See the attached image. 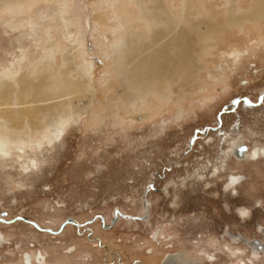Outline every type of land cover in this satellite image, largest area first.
<instances>
[{"label": "rangeland", "instance_id": "374dc122", "mask_svg": "<svg viewBox=\"0 0 264 264\" xmlns=\"http://www.w3.org/2000/svg\"><path fill=\"white\" fill-rule=\"evenodd\" d=\"M18 1L15 11L0 7V81L10 80L13 98L19 95V75L39 76L47 63L46 80L53 82L66 65L64 55L72 57L73 67L88 66V73L79 74L84 95L75 100L83 115L70 120L53 144L41 139L39 145L0 155V264H44L40 254L49 264H160L178 253L187 264H238L241 255L248 264H264V253L247 257L249 248L240 252L243 245L221 236L229 225L264 243L259 229L264 225V156L246 154L250 160L231 159L226 166L219 155L232 136V144H249L248 153L264 148V99L258 101L264 91V17L258 22L247 17L232 31L226 27L227 37L194 40L190 79L189 73L177 76L168 87L169 99L155 93L156 105L144 101L135 108L138 104L128 107L124 101L112 68L113 32L124 37L130 31V25L121 27V14L132 26L138 21L130 0ZM181 1L165 3L175 13ZM259 1L238 0L237 6L249 11ZM207 3L214 13L227 5L192 0V10L202 13ZM64 8L75 42L65 38ZM57 41L61 47L47 52ZM236 48L242 49L238 61L228 56ZM29 157L35 164L25 168ZM219 167L242 176L236 190L225 191L222 170L198 178ZM151 180L157 188L148 190L145 203L142 194ZM116 207L125 215L113 216ZM239 207L250 209V215L241 218ZM18 214L53 231L18 219L21 215L15 221Z\"/></svg>", "mask_w": 264, "mask_h": 264}, {"label": "bare ground", "instance_id": "6f19581e", "mask_svg": "<svg viewBox=\"0 0 264 264\" xmlns=\"http://www.w3.org/2000/svg\"><path fill=\"white\" fill-rule=\"evenodd\" d=\"M166 1L130 0L134 6V16L138 21H134L135 23L132 26L129 20L126 19V15L121 14L125 17L122 20L125 21L123 22L124 26L121 25V27L130 25V31L124 37L118 36L116 30L113 32L115 36L112 43V68L115 73L113 80L118 82V86H122L121 90L124 93L122 96H124L125 102L129 101L128 107L138 104L134 106L138 108L144 101L150 102L147 104L153 107L156 104L153 103V100L151 101V97L155 93L159 97L163 96L169 99L171 90L168 87L174 84L178 79L175 80L177 76L180 78V76H187L189 73L186 77L188 79L192 66L196 64L194 58L196 39L203 40L209 37L215 40L217 36L227 37L229 30L226 31V29L232 31L235 25L244 22L243 19L250 17L258 22L264 17L263 0H260L257 4L254 3L255 5L249 11L243 9V7L239 8L237 6L238 0H225L227 5L223 8V12L218 13H214L210 3H207L208 8L200 13L197 11L199 10L198 7L196 11L192 10L196 7L192 4V0H182L176 6V14L166 5ZM17 2L19 1L0 0V7L5 6L9 10L15 11L18 8ZM119 4H123V2H119ZM120 7L121 5L118 6V9ZM60 11H62L61 16L68 28L65 38L75 42V39L71 38L70 22L72 20L70 15L66 14V8ZM123 16H121V19H123ZM141 22H144V25ZM205 45L207 46L209 43ZM213 45H216V43ZM54 47L60 48V42L57 41V44L51 43V49L47 52L53 51ZM234 50H228V56L238 61L241 58L240 52L242 49L236 48ZM51 55L53 54L51 53ZM47 57L49 60V56ZM63 61L66 62V65L61 69L60 76L55 77L53 82L46 80L45 69L49 65H46L47 63L43 69L41 68L39 76L19 75L16 78V84L19 87L17 99L13 98L16 88H13L8 82L10 80L6 81L7 78L5 77L6 80L3 78L0 81V155H6L13 148L22 151L32 147L34 143L38 142L39 145L41 139H45L48 144L52 143L61 136L70 120H77L83 115V108L79 107L75 100L84 95V81H82L79 74L86 76L88 66L73 67L74 65H71L72 57L69 55H64ZM72 70H74L73 74ZM6 72L8 73V71ZM192 72L194 71L192 70ZM11 73L13 74V72ZM176 90L178 89L176 88ZM184 92H187V90H184ZM117 94L119 97L121 96V93L118 92ZM68 95L72 96L66 98ZM14 104L18 107L13 106ZM123 105L125 106V104ZM147 111L149 110L147 109ZM35 161L36 158L29 157L23 161L22 166L28 168L31 164H35ZM143 200L147 203L146 196ZM145 212L147 213V210ZM260 229L264 235V226H261ZM241 241L250 246L253 251L258 249L264 253V243H261L258 239L256 245L244 240ZM26 258H28L27 255Z\"/></svg>", "mask_w": 264, "mask_h": 264}, {"label": "flooded vegetation", "instance_id": "af4514ba", "mask_svg": "<svg viewBox=\"0 0 264 264\" xmlns=\"http://www.w3.org/2000/svg\"><path fill=\"white\" fill-rule=\"evenodd\" d=\"M244 83H247V81H244ZM264 99V91L261 93V95L258 97V101H263ZM244 100L248 103V104H257L256 101H253L251 100L250 98L248 97H244ZM237 100H235V104H237L238 102H236ZM219 120L220 122L222 121L221 119V116H219ZM206 127H209V125H206ZM212 127H216V126H212ZM196 137H197V132L194 133V135L192 136V138L189 140V145H193V142H195L196 140ZM242 137V136H241ZM233 136L232 138L229 140V143H228V147L226 149H224L226 151V153H222L224 150H222L221 152H219V155L222 154L221 156L224 158V159H227V162L224 163V165L227 166V164H229L230 160L233 159V161L235 162H239L237 160H241L243 159L246 154L250 155L253 157V153H255V158H260V157H263L264 156V148H255L254 150H252L251 152L248 153L250 147H249V144L247 142H244L242 143H235V144H232V141H233ZM243 139V137H242ZM210 141L208 140V143ZM232 145V146H231ZM231 146V147H230ZM249 147V149H248ZM264 147V145H263ZM245 160L246 159H249L248 156H246V158H244ZM204 169H208L207 167H204ZM223 169H225L224 167H219V168H215L213 171H208V173L205 172L204 174V177H199V179H204L205 176H211L213 174H215V176L219 175V172L220 170H222L223 173H226V180H225V184H224V189L226 192L230 191L231 189H234L236 190V187L242 183L243 181V178L241 175H237V174H231V173H227L225 171H223ZM198 174V173H197ZM205 180V179H204ZM235 181V182H234ZM205 182V181H204ZM155 180H151L147 185H146V188L144 190V193L142 194L143 198H145L146 194L148 193V190L150 189H153V188H157L155 185ZM207 184V181L205 182ZM142 199V197H141ZM147 207V206H146ZM247 210V208L245 207H239L236 211H237V214L241 217V218H245L244 216H242V213L243 211ZM144 212V211H143ZM7 214V213H6ZM21 215L22 218H18L19 216ZM119 215H125L124 212H122L119 208H115L114 210V215L113 216H116V218L119 216ZM128 215L129 217H132V218H136V219H139L141 218V215L143 216V214L139 215V214H126ZM148 216V215H147ZM16 220L18 219H23L27 222H30L32 223L33 225H35L36 227H38L39 229H43V230H49V231H53V229L51 227H43L41 226L36 220L34 219H31L29 218L28 216L26 215H22V214H18L16 216H13ZM27 217V218H25ZM18 218V219H17ZM31 220H29V219ZM67 222H70L71 221V218H67L66 219ZM14 222V221H13ZM80 224V223H79ZM261 226H264V225H261ZM260 226V227H261ZM260 229V228H259ZM260 232L262 234V237L264 238V235L260 229ZM221 236L227 240V242H230L232 245H243V246H240L241 250L240 252H243V251H246L247 248H249V253H247V257H250V255H253V253H255L256 255H262V251L261 250H258L257 248V251H253V249L248 246L246 243L242 242L241 240H243V238L245 237V239H255L257 241L258 238L256 237H248L245 235V232L243 231V229H236V231H233L230 229L229 225H225L224 228H223V232L221 234ZM1 240V239H0ZM217 240V239H216ZM215 240V241H216ZM261 243H263L260 239H258ZM225 243L226 246L229 247L228 243ZM257 243V242H256ZM256 245V244H255ZM260 246V244H258ZM262 246V244H261ZM251 250V251H250ZM262 252V253H261ZM245 254V252L243 253ZM42 257L39 259L40 262H43L44 264H49L46 260V257H44L42 254H40ZM234 255H236V253L234 252ZM27 256L28 258H26L27 260H29L28 262H32L33 261V257H32V254L30 253H27ZM238 256V255H237ZM246 256V255H245ZM254 256V255H253ZM210 260H212L214 257H212L211 255L208 256ZM255 257V256H254ZM253 257V258H254ZM251 260V259H250ZM254 262V261H253ZM248 264L246 259L243 258V256L241 255V257H239V261H238V264ZM160 264H187L182 258H181V255L178 253L177 256H173V255H166L163 260L161 261Z\"/></svg>", "mask_w": 264, "mask_h": 264}, {"label": "clouds", "instance_id": "9594fccd", "mask_svg": "<svg viewBox=\"0 0 264 264\" xmlns=\"http://www.w3.org/2000/svg\"><path fill=\"white\" fill-rule=\"evenodd\" d=\"M254 154L255 153H253V155ZM226 211H227V209H226ZM250 212H251V210L250 209H247V210L243 211L242 216L247 217V216L250 215ZM253 255L255 256L256 259H259V256L258 255H256L255 253H253Z\"/></svg>", "mask_w": 264, "mask_h": 264}, {"label": "water", "instance_id": "95a60500", "mask_svg": "<svg viewBox=\"0 0 264 264\" xmlns=\"http://www.w3.org/2000/svg\"><path fill=\"white\" fill-rule=\"evenodd\" d=\"M243 240H244V241H247V242H249V243H251V244H253V245H255L256 242H257L255 239H247V238L245 239V238H243Z\"/></svg>", "mask_w": 264, "mask_h": 264}, {"label": "snow or ice", "instance_id": "6c2138e0", "mask_svg": "<svg viewBox=\"0 0 264 264\" xmlns=\"http://www.w3.org/2000/svg\"><path fill=\"white\" fill-rule=\"evenodd\" d=\"M253 158H255V154L253 155ZM235 182V181H234Z\"/></svg>", "mask_w": 264, "mask_h": 264}]
</instances>
